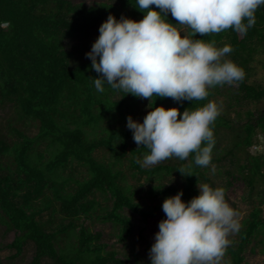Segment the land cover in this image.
I'll return each mask as SVG.
<instances>
[{
	"label": "trees",
	"instance_id": "1",
	"mask_svg": "<svg viewBox=\"0 0 264 264\" xmlns=\"http://www.w3.org/2000/svg\"><path fill=\"white\" fill-rule=\"evenodd\" d=\"M117 2L118 8L104 2L87 7L69 0H0V25L8 24L0 26V104L11 105L20 119L38 125L33 136L12 129L17 139L11 141L0 129V222L6 230L15 232L12 242L5 245L15 250L13 256H19L25 246L33 245L29 264H43L46 258L53 264H125L115 250L106 249L100 231L92 232L82 224L78 231L75 229L78 218H91L100 207L95 198L97 193L111 201L108 208H102V220L119 226L120 241L132 232L131 220L123 214L124 209L140 215L143 221L157 213L160 205L142 207L135 201L130 187L123 184L124 174L117 165L128 153L129 166L140 174L176 173L182 177V186L161 187L156 190L157 196L168 198L182 190V200L187 202L199 195L197 184L208 180L205 168L195 164V153L185 160L178 158L171 164L144 169L137 160L150 150L137 144L131 146L134 140L131 130L117 127L102 129L100 135L95 132L107 113L122 112L125 103L133 104L138 97L114 90L106 82L104 92H98L94 78L100 74L91 68V60L75 62V53L67 44L77 34L87 35L89 29L109 15L118 20L123 15L143 19L144 13L138 9L136 0ZM255 17V25L243 34L229 28L194 37L214 42L217 48L231 46L232 52L227 55L245 74L243 80L234 82L237 95L247 102L264 98V87L248 82L254 55L264 48V5L257 8ZM167 20L178 25L171 13L167 14ZM116 92L121 93V99L111 100L110 96ZM212 95L210 88L205 99L182 103L153 96L149 105L154 108L172 103L182 113L206 105ZM211 128L213 138L219 128L234 133L233 146L227 155L233 161L237 151L244 152L246 162L238 167L247 186L253 189L256 183L264 185V155L248 152L257 130L264 132V113L255 116L248 111L247 121L238 127L218 114ZM41 143H46V152L37 148ZM100 149L107 151L112 160L98 159L95 152ZM9 156L14 165L12 170L5 163ZM73 162L85 167V177L64 175ZM259 194L264 202V189ZM45 211L51 220L42 219ZM55 212L63 217L53 226ZM239 233L237 246L226 249L230 256L224 264H242L246 245L264 234V217L259 206L253 207ZM60 237H74L75 241L59 247ZM260 242L264 253V239ZM151 246L146 247L148 251Z\"/></svg>",
	"mask_w": 264,
	"mask_h": 264
},
{
	"label": "clouds",
	"instance_id": "2",
	"mask_svg": "<svg viewBox=\"0 0 264 264\" xmlns=\"http://www.w3.org/2000/svg\"><path fill=\"white\" fill-rule=\"evenodd\" d=\"M136 5L144 13L142 20L109 15L86 53L91 68L100 74L94 78L98 92H104L106 82L138 98L182 103L203 100L210 88L244 79L241 68L222 59L232 52L231 46L217 48L214 42L194 37L229 28L246 33L255 25V12L264 0H136ZM168 13L190 30L192 38L187 31L182 36V30L167 20ZM148 108L142 123L129 115L126 124L135 143L150 150L137 160L141 167L172 157L185 160L191 153L196 165L210 164L215 143L211 125L219 114L215 102L182 113L177 107ZM197 187L199 195L187 202L182 190L164 200L166 218L159 222L149 250L150 264H222L227 237L239 230L238 213L226 201L223 188L207 183Z\"/></svg>",
	"mask_w": 264,
	"mask_h": 264
},
{
	"label": "rangeland",
	"instance_id": "3",
	"mask_svg": "<svg viewBox=\"0 0 264 264\" xmlns=\"http://www.w3.org/2000/svg\"><path fill=\"white\" fill-rule=\"evenodd\" d=\"M73 4H84L85 6H93L98 3H108L113 4L118 8L117 0H69ZM127 17V15H123ZM121 18V17H120ZM128 18V17H127ZM107 19V18H106ZM100 21L95 28L89 29L87 35L77 34V36L68 41L67 48L75 53V62H80L82 60H88L86 56L91 50L92 44L99 36V27L106 20ZM139 21L140 19H133ZM178 29H181L182 36L185 31L184 26L177 25ZM189 33V32H188ZM189 37L192 38L189 34ZM216 46V45H215ZM222 59H228L232 61L228 55ZM237 65V64H236ZM251 76L248 79L250 84L259 85L264 87V48L259 49V51L254 55V60L251 62ZM237 84L233 83L231 85H217L216 88L212 87L213 95L209 99V102H215L218 106L219 115L225 117L230 121V125L238 127L247 121V112L252 111L255 116L264 113V98L258 102H247L241 100L237 95ZM111 100H120L122 95L120 92H116L110 96ZM149 100L144 98H137L136 102L133 104L125 103L122 112L107 113L101 122V125L96 128L95 132L97 135L102 134V129H115L117 127L127 128V117L129 115L138 122H143V118L146 116L147 112L150 110L148 108ZM165 108L176 107L174 104H164ZM150 107V105H149ZM37 123L32 122L28 119H20L11 105H1L0 104V129L6 135L8 140L17 139L15 132L12 129H19L25 132L29 136H33L37 133L38 127ZM93 130V129H92ZM94 133V131H91ZM93 135V134H91ZM234 133L226 128H219L214 135V149L211 152V162L208 166L204 167V171L208 180L201 181L199 184L207 183L211 187H221L225 189V199L237 213L236 219L239 223V229L244 225V220L248 217L249 213L252 211L254 206H259L261 208V216L264 217V202L262 197H260L259 192L264 189V185L256 183L253 189H250L242 174L239 172L238 164H244L246 162V154L241 151L236 152V157L231 161L230 156L227 155L228 151L233 146ZM131 146H136L135 141L130 142ZM46 143H41L37 148L46 152ZM129 151V148H128ZM248 152L252 155H264V132L257 130L254 137L253 145L248 149ZM47 154H45L46 156ZM95 156L106 162L111 161L110 155L105 150H97ZM126 158L122 160L117 168L123 171L124 180L123 184L130 187L133 192L134 199L144 208H150L155 205H160L161 207L157 213L149 217L147 220L143 221L141 216L124 209L122 212L125 216L129 217L132 223V232L124 240L120 241L118 234L120 232L119 226L114 225L111 221L102 220V215L104 209L111 205V201L101 193L96 194V199L100 203V207L94 211L91 218H85L81 216L76 220L78 231L79 226L82 224L88 227L92 232L100 231L102 233V243L107 245L106 249L115 250L117 252V257L122 259L125 264H150L149 251L147 246L155 242V233L159 231V222L165 219V213L162 209V204L166 198L163 196H157L156 190L159 188L173 186H182V177L176 173L171 175L167 174H140L136 169H132L129 165V161ZM47 157V156H46ZM144 157V156H143ZM143 157L140 160H143ZM178 158L172 157L167 159L157 165L161 164H171L177 161ZM12 170L14 165L11 162V157L5 159ZM8 161V162H7ZM154 165V166H157ZM151 167H142L144 169H149ZM72 173L75 177H85L86 169L84 166L78 165L73 162L72 165L66 170L64 175H69ZM174 196V195H172ZM58 208V205H56ZM100 215V216H99ZM99 216V217H98ZM62 214L55 212L53 214V226L57 225ZM51 215L45 211L43 213L42 219L44 221L51 220ZM67 223L68 219H64ZM14 231L6 230L5 225L0 222V264H29L34 253L33 245L29 244L24 247L23 252L15 257L14 249L7 248L5 245L12 242L14 239ZM228 240L230 241L228 246L236 247L240 241L239 230L235 232H230L228 235ZM261 239H264V234H260L253 238L245 247L242 255L244 257L242 264H264V253L262 252ZM75 241L74 237H60L58 241L59 247H64L67 243H72ZM230 256L229 252L225 251L222 264L224 260ZM43 264H53L50 259L46 258Z\"/></svg>",
	"mask_w": 264,
	"mask_h": 264
}]
</instances>
